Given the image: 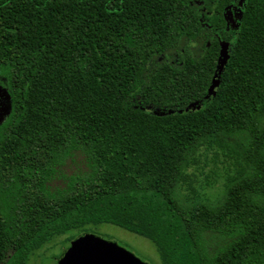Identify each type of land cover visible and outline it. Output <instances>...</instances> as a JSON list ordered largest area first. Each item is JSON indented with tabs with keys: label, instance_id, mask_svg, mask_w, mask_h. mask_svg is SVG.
Listing matches in <instances>:
<instances>
[{
	"label": "trees",
	"instance_id": "trees-1",
	"mask_svg": "<svg viewBox=\"0 0 264 264\" xmlns=\"http://www.w3.org/2000/svg\"><path fill=\"white\" fill-rule=\"evenodd\" d=\"M0 107V264L101 224L264 264V0H0Z\"/></svg>",
	"mask_w": 264,
	"mask_h": 264
},
{
	"label": "rangeland",
	"instance_id": "rangeland-1",
	"mask_svg": "<svg viewBox=\"0 0 264 264\" xmlns=\"http://www.w3.org/2000/svg\"><path fill=\"white\" fill-rule=\"evenodd\" d=\"M237 1V0H236ZM230 20L234 18L233 13L229 14ZM7 117L6 107H0V123ZM76 166L78 164H73L69 166L68 173L75 172L77 170ZM95 236L102 238L106 241L114 242L121 247L129 250L140 260L147 264H163L157 247L150 242L148 239L130 233L122 228L116 227L111 224H101L98 226H91L84 230H74L64 236L56 238L52 244H48L41 251L34 254L29 264H55L56 258H58L66 245L69 242H75L84 238L85 236ZM210 248L213 250L217 248L221 240L217 237L209 239Z\"/></svg>",
	"mask_w": 264,
	"mask_h": 264
},
{
	"label": "water",
	"instance_id": "water-1",
	"mask_svg": "<svg viewBox=\"0 0 264 264\" xmlns=\"http://www.w3.org/2000/svg\"><path fill=\"white\" fill-rule=\"evenodd\" d=\"M55 264H147L120 245L95 236L69 242Z\"/></svg>",
	"mask_w": 264,
	"mask_h": 264
}]
</instances>
